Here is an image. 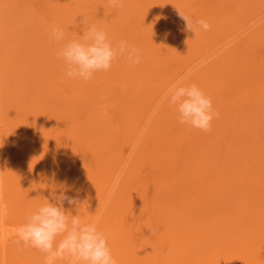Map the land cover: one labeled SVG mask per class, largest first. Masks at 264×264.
Here are the masks:
<instances>
[{"label": "rangeland", "instance_id": "374dc122", "mask_svg": "<svg viewBox=\"0 0 264 264\" xmlns=\"http://www.w3.org/2000/svg\"><path fill=\"white\" fill-rule=\"evenodd\" d=\"M59 4L61 7L59 6ZM127 5L130 6V8ZM126 6L127 8H125ZM0 9V237H11L10 240H8L10 243L9 248H11L8 251L9 254L5 252V246H3V244L1 245L3 248H0V257L2 256L0 258V262H2V264H10L9 261H11L10 257H12V255L14 257L16 256L15 260L25 262L26 259L32 256V253L34 255H37L39 253V257L42 254L35 248L28 247L29 250H26L28 248H22L21 244L15 243L17 242V228L20 224L25 222L26 218L32 213V211L34 212V210L39 207L38 204L40 203L38 202L36 203V205V201H29V203L26 204L25 207H22L21 205H19L20 197L19 195H17L23 189L20 188V186H17V182H20L19 175L20 173L23 174L24 172L22 170L23 166L28 165L27 168L29 167V169H31L34 167V165L30 164L31 159L29 157L23 155L18 160L20 162H17L20 164L16 163V166L14 165L8 169L6 167V170H4V164H6L5 161L7 160L6 159L4 161V159L9 156L11 157V159H9L8 157L7 161H12L15 156L20 155L17 149L21 146L22 149H26V147L28 148V143H30V145H32V147H30L35 150L43 149L45 146L46 148L48 147L49 149H47L46 152H42L41 154L44 155L47 153L48 155L49 153L50 155L54 152V150L51 148L53 145H45V141L49 140H47V138L50 137V139L53 140V137L54 139H57L58 135L63 137L64 135L66 137H70V134L72 135L70 137V144L72 147H66V150L62 149L68 154L65 155L64 158H68L69 160L67 159L68 162L66 160L63 161L64 163L61 162L62 168H59L58 166L61 171L60 174H62L63 171V176H65L67 180L63 178V180L60 182L59 177L56 175L55 182H48L49 186L46 187L48 190H50L49 192H52L53 190L58 192L60 190L59 186L66 182L67 184L72 185L74 189L77 190L76 192H70L69 195H78L79 203L77 204V206L74 205V207L69 206L65 203L64 207L66 206V209L68 208V210L71 211L73 215L80 214L78 212L80 211V217L82 218V220L85 219L84 221H92L99 218L98 228L100 230H105L107 228V225L103 228L101 226L105 225L109 221V219L111 220L112 216H114L117 211L124 206V204L120 205L119 201L121 203L123 202L122 200H126L129 196V198H131L132 194L134 193L135 196L134 200H132V203L134 204V201L137 200L135 201V205L137 204V206L134 207L139 211H134V207L129 209L128 216L130 215L129 218H131L132 227H130V229H128L125 233L128 240H130L129 246L133 248V250H138L139 247H142L143 250H145L146 246L150 245L152 249L151 253L147 251L145 253L149 255L148 260L154 259L158 254V264H165L166 262V264H170L171 255L172 258H176V261H178V263L180 262L182 264H197L196 262L199 259L205 260V257L209 256V254L212 253V242H220L218 238L214 237V235H210L209 230L212 228L215 231L221 230V228H219L220 224H218L220 222L214 223V221H212L210 218L207 219L208 212H211L212 210L214 211L213 207H216L218 208V213H224L230 208V200L234 199L233 197L231 198V195L229 196V194H231V188H233V186L222 182L223 180L221 179V177L223 178L224 175L222 173L226 172V168L229 167V170L231 171L228 170L227 177L238 175L241 170L243 171L245 169V166L242 165V161L245 160L244 157L247 158L251 156L253 158L255 157V155L252 156V153L260 155V153L263 152V150H259V148L261 145L264 146V0H124L123 7L119 9L110 7L108 4V0H0ZM179 12L185 14L193 20H207L211 25L210 30L204 31L203 29L197 27L195 29V32H193L187 29L186 23L180 17ZM82 16H87L90 22L98 24L99 27L110 34L109 37L111 36L110 38L113 43H117L120 40H126L130 44L138 47L142 55L141 63L138 65H130L123 58H120L121 61H116L112 65V67L114 68L112 71L113 73H111L110 71V73L99 72L100 74L97 73L95 75V78L91 80V82L68 79L64 72L63 62L57 58V51L59 50L60 45L55 43L50 44L48 42V36L51 27L56 24H59L68 29L69 36L82 35L83 26L77 27V25H79V21L82 19ZM114 35L117 36H115L114 38ZM124 37L126 38L124 39ZM192 37H194L195 40H193L194 38ZM15 38H17V40ZM189 49H192L191 52ZM44 60H46L47 62ZM40 63H42V65ZM147 64L150 67L147 66ZM156 64L157 67L161 66L160 72L155 71V73H158V78L155 79L158 82L157 87L152 89L153 91L148 92V94H145L146 89L142 91L143 95L140 93L138 99L136 98V101L138 102H136L132 98L130 99L128 93L126 96V92H124V95L122 91H116L112 86L114 84L117 85V78H120L119 86L120 84L123 85L124 83H126L128 81L126 78L128 70H138L139 72L142 70V68H144L142 71L144 74H147V72L150 73L156 70ZM165 65L167 66V68ZM41 66L43 68H41ZM212 67L213 69H211ZM146 69L147 71H145ZM225 72L226 74L224 76ZM229 72H231V75L229 74ZM216 73L218 77L215 76ZM165 74L167 75V77ZM106 76L109 78V80L104 83L109 86H103L101 88L99 85L102 81H100L99 79ZM160 76L163 77L161 78ZM182 77H187L185 83H196L205 92V94L211 98L215 111L219 113L218 117L212 121L211 131L204 132L199 129L191 128L188 125L180 124L177 118H175V106H169L167 104L160 103L166 90ZM215 79L217 80L214 82L215 86H211L210 83ZM88 87L92 89L90 90ZM98 87L101 89H99ZM7 93H9V95ZM123 99L125 100V102ZM26 102L28 103L26 104ZM142 102L143 104H141ZM131 103L132 105H130ZM134 104L136 107L134 106ZM74 106L75 109L72 111V108ZM126 108H128V110ZM139 108L142 109L141 112H139ZM122 110L124 111V113ZM129 112L131 114H129ZM128 115L129 118L126 119L125 116ZM93 116H95L96 118L95 121H93ZM176 120L177 122H175ZM237 120L238 124L236 125L235 123L237 122ZM96 121L99 124L96 123ZM132 121L134 124L132 123ZM26 122L28 124L30 122L31 124L27 126ZM77 124H79V128L82 132L78 130V127V129L75 128ZM87 125H89L91 129L89 126L87 128ZM91 125H95V129ZM39 126L46 129L44 133L42 132L43 134H45L44 136L46 139H43L42 141L40 139L38 140L39 137H37L39 136V132L37 129ZM99 126L101 129L106 130L107 133L102 134L103 131L99 128ZM81 127H83L84 129ZM234 127H236V129ZM249 127H251L250 130ZM35 128L37 129V131L35 130ZM135 128L137 131L134 130ZM30 130L32 132H30ZM71 130L73 133H70ZM77 130L79 131V133ZM94 130H96V133H94ZM236 130L240 131L241 133H238V131ZM22 131H25L24 133L27 136H24V133ZM124 131L128 133V135L123 137L124 139L122 138L121 142L120 134L125 133ZM153 131L155 132L154 135ZM36 132L38 134L37 136ZM63 132L66 133L64 134ZM133 132L135 133V135ZM77 133L80 135H78ZM161 133L163 135L166 134L164 138H161L163 136ZM17 134L20 136L21 134H23V136L21 137L22 139L24 137V139L22 140L20 136L18 138ZM104 135L106 136L104 137ZM145 136H148V139H145ZM88 137L92 139L90 140L88 139ZM93 137H95L96 139ZM112 138L116 140L119 139L118 141L121 143L119 144L118 141H115ZM166 138L167 141L169 139H172L173 141V146L170 145L171 148H169L168 144L164 145L165 151H170L171 154L169 152H167V154L164 153L165 156L162 154L163 156L160 159L159 156L156 155L157 151L158 154L160 152V149L158 148L159 139ZM18 139H20V142L16 143ZM35 139L37 142H35ZM85 139L88 141L85 142ZM21 140L23 141L22 143ZM79 140H81L84 144L82 145ZM111 140L112 143H117H113L114 146L112 144L114 148L108 145L105 146V144H103L105 146V150L101 142L106 143V141L109 142ZM234 140L236 143H234ZM92 142L94 145L96 144L95 142H97L98 145L99 143L101 144L100 146L95 145L96 147H100L99 152H97L99 148H96V151V149L94 148L95 146L92 144ZM228 143L232 146L228 145ZM233 144L234 146H236L234 147ZM13 146L17 148L15 149L13 148ZM85 146L88 147H86L85 149ZM73 148L76 150H73ZM239 148L241 151L239 150ZM68 149L69 151H67ZM109 149L113 153L106 154L108 153ZM103 150L104 153L102 152ZM146 150H148L147 153H145ZM228 150L232 151L230 152ZM16 151L18 152L16 153ZM70 151H72V153ZM83 151L86 152L84 153ZM250 151L253 152L250 154ZM90 152H95L96 155L95 153ZM199 153H201V155L204 154L205 162L204 168L198 172V170L189 168L190 162L188 164L186 163L188 162L189 157L194 158L196 154ZM41 154L37 155L41 158ZM87 154L88 156H91L87 158ZM101 154L105 156H101ZM151 154L153 155L150 156ZM3 155H5L4 158L2 157ZM106 155L108 158L106 157ZM96 156L99 157L96 158ZM173 156V159H175L174 161L172 159ZM77 157H79L78 159L82 160H78ZM103 157L105 158V162L104 160H102ZM156 157H158L160 160L158 158L156 159ZM224 157L226 161H224ZM111 158H113V161L110 160ZM140 158L142 160H140ZM167 158L170 161L172 159V161L168 162L169 160H167ZM216 158H218L219 160H216ZM260 158L262 159V157ZM76 160L80 162L78 163V161ZM233 160H235V162ZM21 161L26 162L22 164ZM207 161H210V164ZM216 161L221 165H217ZM86 162H90L91 164L89 163L90 165H88ZM142 162L146 163L144 164ZM182 162H186L185 165L184 163L181 164ZM260 162L263 164L264 160ZM206 163L207 165H205ZM226 163L227 166L225 165ZM261 163L258 162L256 167L260 168L262 166ZM137 164L138 167H141L138 168ZM239 164L241 166H239ZM214 165L220 167L217 168ZM105 166L108 168L106 169ZM207 166L210 167L206 168ZM262 168L264 169L263 166L261 167V169ZM72 170L76 171L72 172ZM57 171L60 172L59 170ZM101 171L103 173H101ZM107 172L108 174H106ZM189 172L194 174L191 175ZM163 174L165 178L162 177ZM82 175H84V178L82 177ZM191 176H193V180H191ZM80 177H82L83 179H80ZM158 177L160 180H162L158 181ZM180 177H182L181 179L183 180L179 179ZM189 178L190 180H188ZM197 179H202L205 183L204 185L207 187L204 189V193L205 191H208L209 193L206 194H209L210 198H208V200L205 201L206 203L204 202V204H210L209 208L206 207L207 205H205V208L204 205H201L200 201H198L197 199L196 203H194L195 199L193 197L192 188L194 187L193 183L197 181ZM174 180H177L176 184ZM157 181L160 183H158ZM169 181L171 183H174L170 185L171 183ZM207 182L208 184H206ZM86 183H88L90 186H88V184L85 185ZM166 183L168 184L167 186ZM219 183L221 186L219 185ZM153 185L155 186V190L162 188L159 191L157 190L160 193L157 192V194L155 195V191L151 192L152 190H154L152 189L154 188ZM173 185H176V187L174 188ZM96 187H99V192L95 189ZM167 187L169 188L167 189ZM173 188L174 190L177 188L179 191L181 188L182 189L181 192H178L177 189V191H172ZM161 190L163 192H161ZM256 190L258 189L256 188L254 192H250L252 197L255 199L257 192ZM15 191V195L17 196L14 195ZM185 192H187V194H184ZM177 193H180V195L183 194L182 196L184 197L180 199V195ZM161 194L163 195V197H166V195L169 194V197L172 198L170 199L167 195V200L166 202H164V205L163 201H165V197L163 198ZM89 195L92 197H90ZM98 195L100 196L99 198L97 197ZM138 196L139 198H137ZM175 196H178L179 198ZM156 197H160L158 198L159 200ZM173 197L175 198L173 199ZM161 199L163 200L160 201ZM95 201L98 203H95ZM167 201L168 204L169 201H172V203L169 204L170 208H173L171 211L169 209V206H167ZM87 202H89V204L96 205L92 207V205L87 204ZM143 203H146V205H144ZM193 204H197L196 208H194L195 206ZM248 204L249 205H246L245 207L250 208L251 205H258V203L255 202H251ZM84 205L86 207L89 206L88 208L91 209L85 208ZM152 206H156V208H153ZM161 206L165 207L162 208ZM157 207H159L158 210ZM245 207L243 206V209ZM175 208H177L176 212H174ZM207 208L209 211L207 210ZM161 209L169 211L168 213L172 215V217L177 220V222H179V227L181 228L180 234H185L193 231L194 234L191 236V240H189L190 236H188L187 234L189 242L187 241L184 244L186 245V248L175 247L176 251H174L172 246L173 243L170 241L171 234L175 237L174 231H172V233L168 229L165 231L166 226H164L163 222H160L156 217H153V212L158 213ZM183 209L185 210L184 215ZM193 209L195 211L197 210V214L194 213L195 211ZM200 209L202 210V212ZM72 210H75V213ZM89 210H91L92 212ZM106 210L108 211V214H105ZM141 210L142 212H140ZM152 210L153 212L151 213ZM144 211L145 213L143 214ZM188 211H190V213H194V217L192 214H189ZM111 212H113L114 214H111ZM135 212H138V214H136ZM198 213L200 214L198 215ZM20 214H22L23 216ZM259 214L260 217L261 215L263 217L264 211ZM87 215L89 218L87 217ZM148 216L151 218H149ZM196 216L198 217L196 218ZM106 217L110 218L106 219ZM189 217H192V219L194 220ZM260 217H256L257 219L246 218L245 216L241 217L243 219H239V223L236 225L237 227L235 226V229L232 230V234L231 232H229V230L226 231V239H223V241L221 240V242L223 244H228L233 242V240L235 241V236L238 238V236L242 234V231L243 234L244 231L250 230H256L261 233L263 229L264 233V220H261ZM203 218L205 222L202 221ZM186 219H191V225L188 224L189 222H187ZM246 219L248 220V222ZM193 221H195L196 223H194ZM255 221L260 224L255 223ZM138 222L140 224H143L139 226L140 224ZM255 224L258 226L257 229L254 228V226H256ZM202 226H205V229ZM135 227L137 229H134ZM239 227L242 229H240ZM198 231L204 232L200 233ZM129 232L132 234H129ZM166 232L169 236H167ZM197 234L198 238H196ZM177 235H179V233ZM210 236H213V238H210ZM144 237L149 238L148 240H146L147 238ZM230 237L233 239H231ZM4 238L2 240H4ZM195 239H197V241H195ZM238 241H243V238H239ZM248 241L250 242L251 239H249ZM159 245H161V248L158 247ZM16 246L18 248L14 249L16 248ZM189 246L190 248H188ZM134 247L136 248L134 249ZM254 248L256 249V247ZM168 249L170 250L168 251ZM172 249L173 251H171ZM26 252L31 254L27 255ZM5 255L7 257L10 256V259L5 258ZM134 255L135 256L130 257L131 261H134L135 264L145 263V257L143 262V257L141 258V255ZM138 256L140 258H138ZM165 259L168 261H165ZM6 260L8 262H6ZM154 260L156 261V259ZM211 260H213V264H216L218 261L216 257L212 258ZM119 261L120 263L124 262V260H121L120 258ZM214 261H216V263H214ZM148 262L149 261H147V263ZM57 264H68V262L67 260H60L57 261Z\"/></svg>", "mask_w": 264, "mask_h": 264}, {"label": "bare ground", "instance_id": "6f19581e", "mask_svg": "<svg viewBox=\"0 0 264 264\" xmlns=\"http://www.w3.org/2000/svg\"><path fill=\"white\" fill-rule=\"evenodd\" d=\"M81 1V0H80ZM61 2V1H60ZM65 4V3H64ZM85 4V3H84ZM90 4V3H89ZM59 6H60V4H59ZM91 6V5H90ZM128 6V5H127ZM127 6L125 7V8H127ZM61 7V6H60ZM129 8H130V6H128ZM75 9V8H74ZM1 10V9H0ZM60 11V10H59ZM62 11H63V9H62ZM65 11V10H64ZM110 11V10H109ZM136 11V10H135ZM114 12V11H113ZM137 12V11H136ZM2 13V12H1ZM62 13V12H61ZM111 14V13H110ZM117 14V13H116ZM132 14V13H131ZM109 15V14H108ZM162 15H164V14H162ZM120 16H121V14H120ZM129 16V15H128ZM134 16H135V14H134ZM168 16H170V15H168ZM114 17V16H113ZM112 17V18H113ZM166 17V16H165ZM112 18H111V20H112ZM116 18V17H115ZM164 18V17H163ZM127 19V18H126ZM125 19V20H126ZM160 20V19H159ZM119 21H121V20H119ZM131 21V20H130ZM103 23V22H102ZM107 25V24H106ZM109 25V24H108ZM112 25V24H111ZM128 25V24H127ZM123 26V25H122ZM108 27V26H107ZM110 27V26H109ZM112 27V26H111ZM120 27V26H119ZM118 27V28H119ZM107 29V28H106ZM110 29V28H109ZM115 29V28H114ZM116 29H117V27H116ZM125 29V28H124ZM127 30V29H126ZM125 30V31H126ZM110 31V30H109ZM124 31V32H125ZM123 32V31H122ZM78 33V32H77ZM110 33V32H109ZM108 35H110V34H108ZM113 35V34H112ZM142 35V34H141ZM115 36H117V35H114V38H115ZM111 37V36H110ZM113 37V36H112ZM132 37V36H131ZM8 38V37H7ZM126 37H124V39H125ZM192 38H194V37H192ZM16 40H17V38H15ZM149 39V38H148ZM129 40V39H128ZM193 40H195V38L193 39ZM18 42V41H17ZM176 42V41H175ZM187 42V41H186ZM190 43V42H189ZM16 44V43H15ZM182 44V43H181ZM191 44V43H190ZM189 45V44H188ZM5 46V45H4ZM162 46V45H161ZM187 46V45H186ZM193 48V47H192ZM1 49V48H0ZM26 49V48H25ZM18 50V49H17ZM190 50V49H189ZM192 50V49H191ZM191 50H190V52H191ZM32 51V50H31ZM181 51V50H180ZM27 52V51H26ZM187 52V51H186ZM9 53V52H8ZM11 53V52H10ZM20 55V54H19ZM34 55V54H33ZM36 55V54H35ZM39 56V55H38ZM13 57V56H12ZM149 58V57H148ZM155 58H156V56H155ZM154 58V59H155ZM15 59V58H14ZM40 59V58H39ZM45 59V58H44ZM178 60H180V59H178ZM36 61V60H35ZM41 61V60H40ZM44 61H46V60H44ZM117 61H121L120 59H118ZM157 61H158V59H157ZM173 61V60H172ZM171 61V62H172ZM13 62V61H12ZM19 62V61H18ZM26 62V61H25ZM34 62V61H33ZM47 62V61H46ZM149 62V61H148ZM162 62V61H161ZM43 63V62H42ZM42 63H40L41 65H42ZM3 64H4V62H3ZM146 64V63H145ZM149 64H151V63H149ZM164 64V63H163ZM176 64V63H175ZM12 65V64H11ZM16 65V64H15ZM18 65V64H17ZM44 65V64H43ZM143 65V64H142ZM161 65V64H160ZM178 65H180V64H178ZM147 66H149L148 64H147ZM166 66V65H165ZM171 66V65H170ZM150 67V66H149ZM149 67H148V69H149ZM41 68H43L42 66H41ZM139 68H141V67H139ZM164 68V67H163ZM166 68H167V66H166ZM113 67L111 68V70H110V72L111 73H113L112 71H113ZM133 69V68H132ZM144 68H142V70H143ZM211 69H213V67L211 68ZM38 70H39V68H38ZM37 70V71H38ZM127 70V69H126ZM137 70V69H136ZM141 70V71H142ZM152 70V69H151ZM164 70V69H163ZM175 70V69H174ZM216 70V69H215ZM25 71H27V70H25ZM120 71V70H119ZM141 71H139L138 72V70L137 71H127V73L129 74H127V82L126 83H124L123 85H121L120 84V86H119V83H120V78H117L118 80V82H117V85L116 84H114V85H112L113 87H114V89L116 90V91H122L123 92V94H124V92H126V96H127V93L129 94L128 96L130 97V99L132 98V99H134L135 101L138 99V97H139V94L141 93L142 94V91H144L145 89H146V93L145 94H148V92H150V91H153L152 89H154L155 87H157V81L155 80L156 78H158V73H155V71H161V66H158L157 67V64H156V70H154V72H150V73H148L147 72V74L145 73H143V71L141 72ZM145 71H147V69L145 70ZM168 71V70H167ZM213 71V70H212ZM211 71V72H212ZM220 71V70H219ZM228 71V70H227ZM24 72V71H23ZM109 72V71H108ZM109 72V73H110ZM28 73V72H27ZM101 73V72H100ZM99 73V74H100ZM164 73V72H163ZM167 73V72H166ZM171 73V72H170ZM214 73V72H213ZM231 72H229V74H230ZM240 73V72H239ZM1 74V73H0ZM31 74V73H30ZM35 74V73H34ZM97 74V73H96ZM98 74V75H99ZM108 74V73H107ZM117 74V73H116ZM220 74V73H219ZM225 74H226V72L224 73V76H225ZM162 75V74H161ZM166 75V74H165ZM221 75H223V74H221ZM231 75V74H230ZM240 75V74H239ZM26 76V75H25ZM215 76H217V73L215 74ZM223 76V77H224ZM11 77V76H10ZM102 77H103V75H102ZM115 77V76H114ZM161 77V76H160ZM163 77V76H162ZM161 77V78H162ZM166 77H167V75H166ZM218 77V76H217ZM165 78V77H164ZM220 78V77H219ZM97 79H98V77H97ZM46 80V79H45ZM44 80V81H45ZM100 81H102V82H100V87L102 88L103 86H109V85H107V84H105L104 82H106V81H108L109 80V78L106 76V77H104V78H101V79H99ZM164 80V79H163ZM213 80V79H212ZM37 81V80H36ZM122 81V80H121ZM124 81V80H123ZM215 81H217L216 79L214 80V81H212L210 84H211V86H213L214 85V82ZM46 82V81H45ZM91 82V81H90ZM99 82V81H98ZM97 82V83H98ZM42 83H44V82H42ZM48 83V82H47ZM89 83V82H88ZM218 83V82H217ZM46 84V83H45ZM207 85V84H206ZM28 86V85H27ZM44 86V85H43ZM205 86V85H204ZM215 86V85H214ZM39 87V86H38ZM89 88V87H88ZM99 88V87H98ZM101 88H99V89H101ZM87 89V88H86ZM85 89V90H86ZM90 89V88H89ZM92 89V88H91ZM90 89V90H91ZM8 95H9V93H7ZM13 94V93H12ZM125 95V94H124ZM143 95V94H142ZM21 96V95H20ZM41 96V95H40ZM25 97V96H24ZM35 98V97H34ZM137 98V99H136ZM24 99V98H23ZM11 100V99H10ZM124 100V99H123ZM127 100V99H126ZM25 101H26V98H25ZM24 101V102H25ZM23 102V103H24ZM124 102H125V100H124ZM136 102H138V101H136ZM9 103V102H8ZM14 103V102H13ZM28 102H26V104H27ZM33 103V102H32ZM121 103V102H120ZM129 103V102H128ZM262 103V102H261ZM35 104V103H34ZM33 104V105H34ZM141 104H143V102L141 103ZM16 105H18V104H16ZM21 105V104H20ZM23 105V104H22ZM119 105V104H118ZM130 105H132V103L130 104ZM137 105H138V103H137ZM145 105V104H144ZM24 106V105H23ZM121 106V105H120ZM119 106V107H120ZM134 106H135V104H134ZM14 107H16V106H14ZM129 107V106H128ZM136 107V106H135ZM138 107H139V105H138ZM249 107V106H248ZM22 108V107H21ZM121 108V107H120ZM145 108V107H144ZM13 109V108H12ZM16 109V108H15ZM75 109V106L72 108V111ZM127 110H128V108H126ZM18 110V109H17ZM22 110V109H21ZM30 110V109H29ZM124 110V109H123ZM122 110V111H123ZM126 110V111H127ZM131 110V109H130ZM141 110L142 109H140L139 108V112H141ZM19 111V110H18ZM118 111H120V110H118ZM26 112H27V110H26ZM29 112V111H28ZM62 112V111H61ZM258 112V111H257ZM38 113V112H37ZM123 113H124V111H123ZM250 113V112H249ZM39 114V113H38ZM120 114H122V113H120ZM129 114H131L130 112H129ZM177 112H176V114H175V118H177ZM134 116V115H133ZM132 116V117H133ZM139 116V115H138ZM254 116V115H253ZM126 117V119L127 118H129V115L128 116H125ZM124 117V118H125ZM131 117V118H132ZM135 117V116H134ZM256 117V116H255ZM258 117V116H257ZM24 118V117H23ZM252 118V117H251ZM123 119V118H122ZM126 119H125V121H126ZM96 120V118H95V116H93V121H95ZM100 120V119H99ZM137 120V119H136ZM135 120V121H136ZM178 120V119H177ZM177 120L175 121V122H177ZM246 120V119H245ZM23 121V120H22ZM131 121V120H130ZM256 121V120H255ZM254 121V122H255ZM34 122V121H33ZM36 122V121H35ZM66 122V121H65ZM140 122V121H139ZM252 122V121H251ZM23 123V122H22ZM27 123V122H26ZM77 123V122H76ZM81 123V122H80ZM93 123V122H92ZM91 123V124H92ZM96 123H98L97 121H96ZM100 123H101V121H100ZM132 123H133V121H132ZM31 123L29 122V124L27 123V126L28 125H30ZM82 124V123H81ZM94 124V123H93ZM99 124V123H98ZM130 124V123H129ZM134 124V123H133ZM236 125L238 124V120H237V122L235 123ZM246 124V123H245ZM25 125V124H24ZM78 125V126H77ZM76 126H75V128L76 129H78L79 128V124H77ZM85 125V124H84ZM234 125V124H233ZM88 126L89 125H87V128H88ZM91 126H93V128L95 129V125H91ZM128 126V125H127ZM130 126V125H129ZM136 126V125H135ZM239 126V125H238ZM245 126V125H244ZM78 127V128H77ZM90 127V126H89ZM131 127H132V124H131ZM138 127V126H137ZM231 127V126H230ZM229 127V128H230ZM69 128V127H68ZM74 128V127H73ZM81 128H83V127H81ZM92 128V129H93ZM99 128H100V126H99ZM98 128V129H99ZM104 128V127H103ZM106 128V127H105ZM129 128V127H128ZM235 129H236V127H234ZM250 128L251 127H249V130H250ZM23 129V128H22ZM38 132H39V136H37L38 134H37V132H36V136L37 137H39L38 138V140L40 139L41 141L43 140V139H46L45 138V134H43L44 133V131L46 130L45 128H43V127H41V126H39L38 128ZM37 129L35 128V130L37 131ZM84 129V128H83ZM90 129H91V127H90ZM101 129V128H100ZM231 129V128H230ZM233 129V128H232ZM16 130V129H15ZM28 130V129H27ZM26 130V131H27ZM80 132H82L81 131V129L79 128L78 129ZM77 130V131H78ZM86 130V129H85ZM102 131H103V133L102 134H106L107 133V131L106 130H103V129H101ZM100 130V131H101ZM134 130H136V128L134 129ZM153 130V129H152ZM61 131V130H60ZM79 131H78V133H79ZM91 131V130H90ZM96 130H94V133H96L95 132ZM137 131V130H136ZM151 131V130H150ZM236 131H238V130H236ZM242 131V130H241ZM21 132V131H20ZM23 132V131H22ZM25 132V131H24ZM23 132V133H24ZM30 132H32L31 130H30ZM43 132V133H42ZM66 132H67V130H66ZM66 132H63L64 134L66 133ZM85 132V131H84ZM92 132H93V130H92ZM105 132V133H104ZM125 132V131H124ZM240 131H238V133H239ZM247 132V131H246ZM27 133V132H26ZM70 133H73L72 132V130H71V132ZM77 133V134H78ZM110 133V132H109ZM108 133V134H109ZM130 133H132V132H130ZM134 133V132H133ZM236 133V132H235ZM241 133V132H240ZM68 134V133H67ZM66 134V135H67ZM75 134V133H74ZM90 134H91V132H90ZM100 134V133H99ZM107 134V135H108ZM136 134H137V132H136ZM155 134V132L153 131V135ZM162 134V133H161ZM18 135V134H17ZM26 134L24 133V136H25ZM51 135V134H50ZM78 135H80V134H78ZM114 135V134H113ZM126 135H128V133H123V134H120V138H121V142H122V138L123 137H125ZM134 135H135V133H134ZM139 135V134H138ZM137 135V136H138ZM153 135H151V136H153ZM163 135V134H162ZM165 135L166 134H164L161 138H164L165 137ZM240 135H242V134H240ZM19 136L20 135H18V138H19ZM21 136H23V134H21ZM20 136V137H21ZM27 136V135H26ZM28 136H29V134H28ZM58 136H60V135H58ZM57 136V139H54V137H53V140L52 139H50V137H48L47 138V140L48 141H45L46 142V144L45 145H53L51 148L54 150V152L52 153V154H50L49 155V153H48V155H47V153L46 154H41L42 152H46L47 151V149H49L48 147L46 148V146L43 148V149H38V150H35V149H33V148H31L32 147V145H30V143H28L29 145H28V148L26 147V149H22L21 147H19L17 150L19 151H16V153L18 152L20 155H18V156H15L14 157V159L11 161H7L8 160V157H6L5 159H4V161H5V163L8 165H6V164H4L5 165V167H4V170H6L5 168L7 167V169L8 168H10V167H12V166H16L17 164H20V163H17V162H20V161H18L19 160V158H21L23 155L25 156L26 155V157H29L30 159H31V163L30 164H32V165H34V167L33 168H31V169H29V167L27 168V166L28 165H26V166H23V168H22V170L24 171L23 172V174H21L20 173V182H17V186L19 187L20 186V188H23L22 190H21V192L20 193H18L17 195H19V199H20V204L19 205H21L22 207H25V205L26 204H28L29 203V201H36L35 202V204L36 203H38V202H40L39 204H38V206H40L44 201L42 200V197H48L49 196V194H50V190H48L46 187L47 186H49L48 185V182L50 183V182H52V181H54L55 182V180H56V178H55V176L57 175L58 177H59V181L61 182L62 180H63V178L64 179H66L65 178V176H63V171H62V174H60L61 173V171H60V167L62 168V163L61 162H63V161H67V159L66 158H64L65 157V155H68L67 153H66V151H64V150H62V149H65L66 150V147H72L71 146V144H70V137L72 136L71 134H70V137L69 136H65L64 135V137L63 136H60V137H58ZM83 136H85V135H83ZM86 136H87V134H86ZM93 136V135H92ZM95 136V135H94ZM98 136V135H97ZM101 136H103V135H101ZM106 135H104V137H105ZM129 136H130V134H129ZM148 136H150V135H148ZM148 136L146 137L145 136V139L147 138L148 139ZM34 137H35V135H34ZM47 137V136H46ZM113 137V136H112ZM80 138H81V136H80ZM93 138H95V137H93ZM97 138H99V137H97ZM103 138V137H102ZM101 138V139H102ZM108 138V137H107ZM115 138V137H114ZM227 138V137H226ZM11 139V138H10ZM9 139V140H10ZM21 139H22V137H21ZM23 139H24V137H23ZM22 139V140H23ZM75 139V138H74ZM83 139V138H82ZM88 139H90L89 137H88ZM92 139V138H91ZM90 139V140H91ZM96 139V138H95ZM113 139V138H112ZM116 139H117V136H116ZM116 139H113V140H115V141H118V140H116ZM124 139V138H123ZM21 140V143L23 142ZM90 140H89V142H90ZM105 140V139H104ZM125 140H126V138H125ZM170 140V141H169ZM168 141H167V138L166 139H159V146H158V148L160 149L159 151V154H158V151H157V153H156V155H158L159 156V158L161 159L162 158V156L164 155V153H166L167 154V152H169L170 153V151H165V148H164V145H166V144H168L169 145V148H171L170 147V145H172L173 144V141H172V139H169ZM27 141V140H26ZM26 141H25V143H26ZM75 141V140H74ZM88 140H86L85 139V142H87ZM102 141H103V139H102ZM128 141H130V140H128ZM145 141V140H144ZM237 141V140H236ZM17 142H20V139H18L17 141H16V143ZM31 142V141H30ZM35 142H37L36 141V139H35ZM35 142H33V143H35ZM76 142V141H75ZM79 142H81V144L83 145L84 143H82V141L81 140H79ZM84 142V141H83ZM99 142H101V141H99ZM104 142V141H103ZM103 142H101L102 143V146L104 147V149H105V146L106 145H108V146H110V147H112V148H114L113 146H114V144L113 143H117V142H113L112 143V140L111 141H109V142H107L106 141V143H108V144H106V143H103ZM121 142H119L118 141V143L120 144ZM156 142V141H155ZM171 142V143H170ZM96 144L95 145H98L97 144V142H95ZM170 143V144H169ZM234 143H236L235 142V140H234ZM32 144V143H31ZM70 144V145H69ZM74 144V143H73ZM80 144V143H79ZM92 144H93V142H92ZM103 144H105V146L103 145ZM112 144H113V146H112ZM128 144V143H127ZM145 144H146V142H145ZM239 144V143H238ZM8 145V144H7ZM35 145V144H34ZM91 145V144H90ZM94 145V144H93ZM94 145V146H95ZM101 144L99 143V145L98 146H100ZM123 145H124V141H123ZM228 145H231V144H229L228 143ZM227 145V146H228ZM242 145V144H241ZM31 146V147H30ZM79 146V145H78ZM101 146V147H102ZM173 146V145H172ZM232 146V145H231ZM230 146V147H231ZM233 146H234V144H233ZM236 146V145H235ZM234 146V147H235ZM37 147V146H36ZM80 147H81V145H80ZM86 147H88V146H85V149H86ZM121 147V146H120ZM224 147H226V146H224ZM13 148H15V146H13ZM17 148V147H16ZM15 148V149H16ZM41 148V147H40ZM84 148V147H83ZM93 148V147H92ZM95 149L97 148H99L98 149V151H97V149H96V151L97 152H99V150H100V147H94ZM93 148V149H94ZM175 148V147H174ZM174 148H172V149H174ZM211 148H213V147H211ZM232 148V147H231ZM84 149V150H85ZM248 149V148H247ZM250 149V148H249ZM51 150V149H50ZM73 150H76V149H74L73 148ZM72 150V151H73ZM83 150V149H82ZM92 150V149H91ZM106 150V149H105ZM141 150V149H140ZM170 150V149H169ZM239 150H240V148H239ZM252 150V149H251ZM254 150H255V148H254ZM257 150V149H256ZM259 150H263V152L262 153H260V155L259 154H253L251 151H250V154L252 153V156L253 155H255V157H247V158H245L244 157V161H242V165L243 166H245V169L242 171L241 170V172L238 174V175H233V176H231V177H227V172H228V170H229V167H227L226 168V172H224V173H222V174H224L223 175V178L221 177V179L223 180L222 182H225V183H227V184H229V185H232L233 186V188H231V194H229V196L231 195V198L233 197L234 199H232V200H230V201H228V202H230V208L228 209V211H226V212H224V213H218V208H216V207H213L214 208V211L212 210L211 212L208 210V208L210 207V204H204V202L205 201H207L208 200V198H210L209 197V194H206V193H209L208 191H205V193H204V189L205 188H207L204 184V182H203V180L202 179H197V181H195L194 183H193V185H194V187L192 188V193H193V197H194V199H195V202L194 203H196V201L198 200V201H200V203H201V205L203 204L204 205V207H205V205H207L206 207H208L207 208V210L209 211L208 212V215H207V219L208 218H210L212 221H214V223L216 222H220V223H218V224H220V227L219 228H221V230L220 231H215L213 228L212 229H210L209 230V233H210V235H214V237L215 238H218L219 239V241L220 242H212V244L211 245H213L211 248L213 249L212 250V253H210L209 254V256H207V257H205V260L204 259H202V260H198L196 263L197 264H213L212 262H213V260H211L212 258H214V257H216L217 259H218V261H217V263H216V261H214V263H216V264H264V233H263V229H262V231H261V233L259 232V231H256V230H250V231H244V234H243V231H242V234L241 235H239L238 236V238L235 236V238H236V240L234 241L233 240V242H231V243H228V244H223L222 242H221V240L223 241V239H226L225 237H226V235L227 234H225V233H227L226 231H228L229 230V232H231V234H232V230L233 229H235V226L239 223V219H243V218H241V217H246V218H258V217H260L259 215V213H262L264 210H262V209H264V169L262 170L261 169V167L263 166L264 167V162H263V164L260 162V161H262V160H264V146H260V148H259ZM67 151H69V149L67 150ZM72 151H70L71 153H72ZM79 151V150H78ZM95 151V152H96ZM152 151H154V150H152ZM228 151H230V150H228ZM227 151V152H228ZM232 151V150H231ZM230 151V152H231ZM241 151V150H240ZM84 152V151H83ZM86 152V151H85ZM84 152V153H85ZM95 152H90V153H95ZM101 152V151H100ZM103 153H104V150L102 151ZM106 152V151H105ZM148 152V150H146V152L145 153H147ZM206 152V151H205ZM211 152V151H210ZM221 152V151H220ZM227 152H226V154H227ZM237 152H239V151H237ZM88 153V152H87ZM89 153V154H90ZM111 153H113V152H111V150L109 149V151H108V153H106V154H111ZM120 153V152H119ZM150 153H152V152H150ZM209 153V152H208ZM213 153V152H212ZM255 153V152H254ZM37 154H41V158H40V156H38ZM99 154V153H98ZM140 154V153H139ZM154 154V153H153ZM153 154H151L150 156H152ZM163 154V155H162ZM171 154V153H170ZM214 154V153H213ZM217 154V153H216ZM215 154V155H216ZM231 154V153H230ZM42 155H43V157H42ZM78 155H79V153H78ZM95 155H96V153H95ZM103 154H101V156H102ZM122 155V154H121ZM169 155V154H168ZM201 153H199V154H196V156L194 157V158H188V162H187V159H186V164H188L189 162H190V166H189V168H192L193 170H198V172L200 171V170H202L203 168H204V154L203 155H201ZM212 155V154H211ZM220 155H221V153H220ZM225 155V154H224ZM238 155H240V154H238ZM246 155V154H245ZM4 156L5 155H3L2 157L4 158ZM69 156H71V155H69ZM89 156H91V155H89ZM88 156V154L86 155V157L88 158L89 157ZM103 156H105V155H103ZM116 156H118V155H116ZM135 156H137V155H135ZM145 156V155H144ZM165 156V155H164ZM170 156V155H169ZM181 156V155H180ZM206 156V155H205ZM226 156V155H225ZM243 156V155H242ZM68 157V156H67ZM99 157V156H98ZM97 156H96V158H98ZM106 157H107V155H106ZM111 157V156H110ZM114 157V156H113ZM120 157H122V156H120ZM139 157V156H138ZM154 157V156H153ZM153 157H151V158H153ZM177 157V156H176ZM175 157V158H176ZM213 157H214V155H213ZM227 157V156H226ZM234 157H236V156H234ZM259 157V158H258ZM260 157H262V159L260 158ZM71 158V157H70ZM79 157H77V159H78ZM85 158V157H84ZM86 158V159H87ZM91 158V157H90ZM108 158V157H107ZM118 158V157H117ZM158 157H156V159H157ZM158 158V159H159ZM163 158H165V157H163ZM169 158V157H168ZM167 158V160H169ZM174 158V156L172 157V159ZM230 158H232V157H230ZM242 158V157H241ZM249 158V159H248ZM9 159H11V157H9ZM105 158L103 157L102 158V160H104ZM113 158H111L110 160H112ZM148 159V158H147ZM159 159V160H160ZM172 159H171V161H172ZM210 159H211V157H210ZM218 158H216V160H217ZM221 159V158H220ZM224 159H225V157H224ZM69 160V159H68ZM71 160V159H70ZM74 160V159H73ZM78 160H80V159H78ZM78 160H76V161H78ZM82 160V159H81ZM80 160V161H81ZM89 160H91V159H89ZM101 160V161H102ZM115 160H118V159H115ZM140 160H142L141 158H140ZM166 160V159H165ZM175 159H173V161H174ZM208 160V159H207ZM219 160V159H218ZM229 160V159H228ZM3 161V160H2ZM80 161H78V163L80 162ZM113 161V160H112ZM137 161V160H136ZM149 161V160H148ZM170 160L168 161V162H171ZM224 161H226V159L224 160ZM231 161V160H230ZM234 162H235V160H233ZM238 161V160H237ZM22 162V161H21ZM26 161H23L22 162V164H24ZM68 162V161H67ZM104 162H105V160H104ZM108 162V161H107ZM116 162V161H115ZM114 162V163H115ZM138 162V161H137ZM151 162V161H150ZM163 162H165V161H163ZM207 162H209V164H210V161H207ZM217 162V161H216ZM215 162V163H216ZM261 163V167L260 168H257L256 166H257V163ZM3 163V162H2ZM10 163V164H9ZM17 163V164H16ZM64 163V162H63ZM87 163V162H86ZM90 163V162H89ZM89 163H87L88 165H90ZM103 163V162H102ZM109 163V162H108ZM117 163V162H116ZM141 163V162H140ZM142 163H144V162H142ZM146 163V162H145ZM144 163V164H145ZM154 163H155V161H154ZM177 163V162H176ZM184 162H182L181 164H183ZM185 163H184V165H185ZM222 163V162H221ZM229 163V162H228ZM240 163V162H239ZM66 164V163H65ZM86 164V165H87ZM97 164V163H96ZM98 164H100V163H98ZM105 164V163H104ZM1 165V164H0ZM11 165V166H10ZM31 165V166H32ZM61 165V166H60ZM161 165V164H160ZM183 165V166H184ZM205 165H207V163L205 164ZM217 165H221V164H218V162H217ZM226 166H227V163L225 164ZM234 165V164H233ZM2 166H3V164H2ZM58 166H59V168H58ZM98 166V165H97ZM107 166H108V164H107ZM134 166H135V163H134ZM140 166V165H139ZM145 166V165H144ZM183 166H181V167H183ZM187 166V165H186ZM212 166V165H211ZM215 166V165H214ZM224 166V165H223ZM239 166H241L240 164H239ZM71 167H72V165H71ZM86 167V166H85ZM106 167V166H105ZM114 167V166H113ZM131 167V166H130ZM137 167H138V164H137ZM141 167V166H140ZM140 167H138V168H140ZM208 167H210V166H207L206 168H208ZM213 167V166H212ZM211 167V168H212ZM215 167H217V168H219L218 166H215ZM222 167V166H221ZM225 167V166H224ZM237 167V166H236ZM3 168V167H2ZM58 168V169H57ZM104 168V167H103ZM102 168V169H103ZM108 167H106V169H107ZM186 168V167H185ZM239 168V167H238ZM29 169V170H28ZM74 169V168H73ZM111 169H112V167H111ZM133 169H134V167H133ZM136 169V168H135ZM184 169V168H183ZM240 169H241V167H240ZM21 170V169H20ZM19 170V171H20ZM57 170H59L60 172H58ZM105 170V169H104ZM103 170V171H104ZM109 170V169H108ZM129 170H130V168H129ZM140 170V169H139ZM208 170V169H207ZM218 170V169H217ZM220 170V169H219ZM76 170H72V172H75ZM209 171H211V170H209ZM229 171H231V170H229ZM90 172V171H89ZM105 172V171H104ZM109 172V171H108ZM108 172L106 173V174H108ZM194 172V171H193ZM204 172V171H203ZM215 172H217V171H215ZM101 173H103L102 171H101ZM112 173V172H111ZM139 173H140V171H139ZM190 173V172H189ZM201 173V172H200ZM212 173V172H211ZM230 173V172H229ZM235 173V172H234ZM126 174V173H125ZM181 174V173H180ZM183 174V173H182ZM191 175L192 174H194V173H190ZM203 174V173H202ZM201 174V175H202ZM214 174V173H213ZM4 175V174H3ZM22 175V176H21ZM79 175V174H78ZM103 175V174H102ZM156 175H158V174H156ZM184 175V174H183ZM216 175V174H215ZM6 176V175H5ZM84 175H82V177H83ZM161 176V175H160ZM220 176V175H219ZM218 176V177H219ZM15 177H17V176H15ZM58 177H57V179H58ZM76 177V176H75ZM82 177H80V179L82 178ZM101 177V176H100ZM104 177V176H103ZM102 177V178H103ZM162 177H164V174H163V176ZM168 177V176H167ZM183 177V176H182ZM182 177H180L179 179H181ZM188 177H190V176H188ZM192 178H191V180H193V176H191ZM203 177V176H202ZM205 177V176H204ZM84 178V177H83ZM82 178V179H83ZM105 178H106V176H105ZM165 178V177H164ZM187 178V177H186ZM185 178V179H186ZM98 179H99V176H98ZM158 179H159V177H158ZM173 179V178H172ZM179 179H177V180H179ZM220 179V178H219ZM220 179V180H221ZM67 180V179H66ZM162 180V179H161ZM160 179L158 180V181H161ZM177 180H174V182H175V184H176V181ZM181 180H183V179H181ZM188 180H190V178L188 179ZM187 180V181H188ZM58 181V180H57ZM56 181V182H57ZM153 181V180H152ZM157 181V182H158ZM166 181V180H165ZM213 181V180H212ZM8 182V181H7ZM64 182V181H63ZM87 182V181H86ZM155 182V181H154ZM153 182V183H154ZM163 182V181H162ZM168 182V181H167ZM170 182V181H169ZM174 182H172V183H174ZM186 182V181H185ZM219 182V181H218ZM88 183H90V182H88ZM88 183H86L85 185H87ZM158 183H160V182H158ZM164 183V182H163ZM162 183V184H163ZM171 183V182H170ZM172 183L170 184V185H172ZM178 183V182H177ZM182 183V182H181ZM180 183V184H181ZM221 183V182H220ZM220 183H219V185H220ZM225 183H223V184H225ZM53 184V183H52ZM55 184V183H54ZM61 184V183H60ZM64 184V183H63ZM179 184V183H178ZM184 184V183H183ZM190 184V183H189ZM192 184V183H191ZM206 184H208V182L206 183ZM59 185V184H58ZM85 185H83V186H85ZM143 185V184H142ZM161 185V184H160ZM159 185V186H160ZM165 185V184H164ZM168 184L166 183V186H167ZM182 185V184H181ZM187 185V184H186ZM88 186H90L89 184H88ZM154 186V185H153ZM152 186V187H153ZM157 186H158V184H157ZM163 186V185H162ZM174 186V185H173ZM205 186V187H204ZM215 186V185H214ZM221 186V185H220ZM17 187V188H18ZM60 187V186H59ZM140 187V186H139ZM144 187V186H143ZM170 187V186H169ZM169 187H167V189L169 188ZM176 187V185L174 186V188ZM179 187H181V186H179ZM184 187H185V185H184ZM4 188V187H3ZM16 188V187H15ZM99 188V187H98ZM98 188L96 187L95 189L96 190H98ZM130 188V187H129ZM141 188V187H140ZM150 188V187H149ZM165 188V187H164ZM172 188V187H171ZM174 188H173V190L172 191H177L176 189L174 190ZM186 188H187V186H186ZM258 189V190H256L255 192H256V199L255 198H253L252 197V195H251V191L252 192H254V190L255 189ZM52 189V188H51ZM57 189V188H56ZM152 189H154V190H150L151 192H153V191H155L154 193H155V195L157 194V192L160 190V189H162V188H160V189H157V190H155V186H154V188H152ZM182 189V188H181ZM181 189H180V191L178 190V192H181ZM184 189V188H183ZM191 189V188H190ZM189 189V190H190ZM212 189V188H211ZM136 190V189H135ZM220 190H221V188H220ZM16 191H17V189H16ZM16 191H15V193H14V195L16 194ZM133 191V190H132ZM137 191V190H136ZM135 191V192H136ZM149 191V190H148ZM163 191H164V189H163ZM162 190H161V192H163ZM168 191V190H167ZM186 191V190H185ZM215 191V190H214ZM98 192H99V190H98ZM97 192V193H98ZM183 192V191H182ZM212 192V191H211ZM221 192V191H220ZM133 193V192H132ZM150 193V192H149ZM153 193V194H154ZM158 193H160V192H158ZM165 193V192H164ZM164 193H162V194H164ZM189 193V192H188ZM217 193V192H216ZM250 193V194H249ZM3 194H4V192H3ZM10 194V193H9ZM161 194V195H162ZM177 194H179L180 195V193H177ZM182 194V193H181ZM184 194H187V192H185ZM211 194V193H210ZM219 194H221V193H219ZM252 194H254V193H252ZM17 195H15V196H17ZM93 195V194H92ZM96 195V194H95ZM129 195V194H128ZM168 195V197L170 196L169 194H167ZM167 195H166V197H165V201H163V204H164V202H166V200H167ZM175 195H176V193H175ZM183 195V194H182ZM182 195H180L179 197H180V199L181 198H183L184 196H182ZM10 196V195H9ZM90 196V195H89ZM134 193L132 194V197L131 198H127V196H126V200L124 201V200H122L123 202H121L120 203V201H119V204L121 205H123L124 204V206H123V208H121L120 210H118L117 211V213L114 215V216H112V219L110 220L109 219V221L105 224V225H102V223H101V227L103 228V227H105L106 225H107V228L105 229V230H101V231H103L106 235H107V237H108V243H109V247L111 248V252H112V255H113V257L116 259V261L118 260L119 261V258L121 259V260H124V262L123 263H120V261L118 262L117 261V264H135V262L134 261H131V257L130 256H135L134 254H138V255H141V258L143 257V262H144V257H145V259H146V261H145V263H147V261H149L147 264H158V260H159V258H158V254H157V256L154 258V259H156V261L154 260V259H150V260H148L149 259V255H147L145 252L147 251V252H150L151 253V247H150V245H148V246H146V248H145V250H143V248L142 247H139L138 248V250H133V248H131L129 245H130V243H129V241L130 240H128V238H127V236L125 235V233L127 232V230L128 229H130V227H132V222H131V218H129V216H128V212H129V209L130 208H132V207H136L137 206V204L135 205V201H137V200H135L134 201V204L132 203L133 201L132 200H134ZM146 196V195H145ZM149 196H153V195H149ZM174 196V195H173ZM190 196V195H189ZM218 196V195H217ZM255 196V195H254ZM90 197H92V196H90ZM94 197V196H93ZM98 198L100 197L99 195L97 196ZM96 197V198H97ZM162 197H163V195H162ZM161 197V198H162ZM163 197V198H164ZM175 197H178V196H175ZM175 197H173V199L175 198ZM178 197V198H179ZM192 197V198H193ZM22 198V199H21ZM137 198H139V196L137 197ZM141 198V197H140ZM146 198V197H145ZM150 198V197H149ZM153 198V197H152ZM157 198V197H156ZM158 198H160V197H158ZM157 198V199H158ZM170 198V197H169ZM168 198V199H169ZM172 198V197H171ZM170 198V199H171ZM178 198H176V199H178ZM212 198V197H211ZM218 198V197H217ZM94 199V198H93ZM148 199V198H147ZM154 199V198H153ZM172 199V200H173ZM197 199V200H196ZM227 199H229V198H227ZM227 199H225V200H227ZM90 200V199H89ZM96 200V199H95ZM142 200V199H141ZM146 200V199H145ZM159 200V199H158ZM163 199H161L160 201H162ZM212 200H214V199H212ZM149 201V200H148ZM147 201V202H148ZM187 201V200H186ZM90 202V201H89ZM89 202H87V204H89ZM141 202H143V201H141ZM145 202V201H144ZM183 202V201H182ZM212 202V201H211ZM220 202V201H219ZM251 202H255V203H258V205H251V207L250 208H247V207H245L246 205H249L248 203H251ZM259 202H261V203H259ZM92 203V202H91ZM95 203H98V202H96L95 201ZM150 203H152V202H150ZM149 203V204H150ZM154 203V202H153ZM172 203V201L170 202L169 201V204H171ZM177 203V202H176ZM189 203H190V201H189ZM206 203V202H205ZM213 203V202H212ZM223 203V202H222ZM34 204V205H35ZM81 204V203H80ZM80 204H79V206H80ZM144 205H146V203H143ZM148 204V205H149ZM161 204H162V202H161ZM168 204V201H167V206H169V209H170V211L173 209H171L170 208V205ZM179 204H180V202H179ZM178 204V205H179ZM37 205V204H36ZM82 205V204H81ZM89 205H92V204H89ZM96 205V204H95ZM94 204L92 205V207H94L95 206ZM151 205V204H150ZM150 205H149V207H150ZM165 205V204H164ZM194 205V204H193ZM197 205V204H196ZM196 205H194L195 207L194 208H196ZM77 206V205H76ZM85 206V205H84ZM84 206H82V207H84ZM88 206V205H87ZM118 206V205H117ZM141 206V205H140ZM163 206V205H162ZM161 206V207H162ZM166 206V207H167ZM173 206V205H172ZM171 206V207H172ZM213 206V205H212ZM211 206V207H212ZM243 206L245 207L244 209H243ZM30 207V206H29ZM66 207V206H65ZM74 207V206H73ZM89 207V206H88ZM88 207H86L85 206V208H88ZM119 207V206H118ZM134 207V208H135ZM139 207V206H138ZM137 207V208H138ZM142 207V206H141ZM148 207V208H149ZM153 207V206H152ZM165 207V206H164ZM164 207H162V208H164ZM176 207H177V205H176ZM179 207V206H178ZM185 207V206H184ZM190 207V206H189ZM205 207V208H206ZM249 207V206H248ZM19 208H21V207H19ZM32 208V207H31ZM34 208V207H33ZM38 208V207H37ZM77 208V207H76ZM75 208V209H76ZM85 208H83V209H85ZM116 208V207H115ZM115 208H114V211H115ZM133 208V209H134ZM148 208H146V209H148ZM151 208V207H150ZM153 208H156V206L155 207H153ZM168 208V207H167ZM187 208V207H186ZM223 208V207H222ZM24 209V208H23ZM68 209V208H67ZM80 209V208H79ZM78 209V210H79ZM88 209H91V208H88ZM118 209V208H117ZM143 209V208H142ZM159 209V207H157V210ZM176 209L177 208H175L174 210V212H176ZM202 209V208H201ZM200 209V210H201ZM242 209V210H241ZM82 210V209H81ZM144 210V209H143ZM184 210V209H183ZM187 210V209H186ZM194 210V209H193ZM204 210V209H203ZM206 210V211H207ZM35 211V210H34ZM72 211H74V213H75V210H72ZM83 211V210H82ZM86 211H88V210H86ZM89 211H91V210H89ZM134 211H139V210H136V208H135V210ZM145 211H147V210H145ZM145 211L143 212V214L145 213ZM195 211V210H194ZM193 211V212H194ZM22 212V211H21ZM21 212H19V213H21ZM33 212V211H32ZM80 214H81V212L80 211H78ZM92 212V211H91ZM119 212V213H118ZM140 212H142V210L140 211ZM139 212V213H140ZM153 212V210L151 211V213ZM169 211H167V210H165V209H161L158 213H154L153 212V217H156L157 218V220H159L160 222H163V224H164V226H166V229H165V231L168 229V230H170L171 231V233H172V231H174V234H175V237L171 234L170 235V241L173 243V249H174V251H176L175 250V247H177V248H186V245H184L187 241H188V236H190V239L189 240H191L192 239V235L194 234L193 233V231L192 232H188V233H185V234H183V233H181L180 234V230H181V228L179 227L180 225H179V222H177V220H175L173 217H172V215H170L169 213H168ZM173 212V211H172ZM189 212V214H194V213H196L197 212V210L194 212V213H190V211H188ZM201 212H202V210H201ZM204 212V211H203ZM83 213V212H82ZM108 214V211L106 210V212H105V214ZM136 213V212H135ZM184 213H185V210L183 211V215H184ZM186 213H187V211H186ZM79 214V215H80ZM84 214V213H83ZM111 214H114L113 212H111ZM129 214H131V213H129ZM136 214H138V212L136 213ZM173 214V213H172ZM182 214V213H181ZM197 214V213H196ZM195 214V215H196ZM200 213H198V215H199ZM203 214V213H202ZM19 215V214H18ZM20 215H22V214H20ZM78 215V214H77ZM88 215H90V214H88ZM88 215H87V217H88ZM177 215V214H176ZM187 215V214H186ZM243 215V216H242ZM264 215V214H263ZM23 216V215H22ZM109 216V215H108ZM133 216V215H132ZM146 216V215H145ZM144 216V217H145ZM178 216V215H177ZM176 216V217H177ZM84 217V216H83ZM86 217V218H87ZM140 217V216H139ZM149 217V216H148ZM152 217V218H153ZM179 217H182V216H179ZM185 217V216H184ZM184 217H183V219H184ZM193 217H194V215H193ZM198 216H196V218H197ZM89 218V217H88ZM108 218H110V217H108ZM107 217H106V219H108ZM149 218H151V217H149ZM186 218H188V217H186ZM189 218H191L192 219V217H189ZM202 218V217H201ZM256 218V219H257ZM190 219V220H191ZM260 219L261 220H264V216L262 217V215H261V217H260ZM83 220H85V219H83ZM151 220V219H150ZM187 220V219H186ZM190 220H187V222H189L188 224H190L191 225V223H190ZM192 220H194V219H192ZM197 220V219H196ZM199 220V219H198ZM245 220V219H244ZM243 220V221H244ZM247 220V219H246ZM250 220V219H249ZM135 221V220H134ZM136 221H137V219H136ZM143 221V220H142ZM153 221V220H152ZM202 221H204V218H203V220ZM258 221V220H257ZM257 221H255V223H257ZM140 222V221H139ZM138 222V223H139ZM151 222V221H150ZM157 222V221H156ZM194 223H196L195 221H193ZM205 222V221H204ZM203 222V223H204ZM245 222V221H244ZM244 222H243V224H244ZM247 222H248V220H247ZM194 223H193V225H194ZM202 223V222H201ZM200 223V224H201ZM252 223V222H251ZM140 224V223H139ZM143 224V223H142ZM142 224H140L139 226H141ZM241 224H242V222H241ZM257 224H260V223H257ZM137 225V224H136ZM135 225V226H136ZM145 225V224H144ZM185 225V224H184ZM183 225V226H184ZM215 225V224H214ZM256 225V224H255ZM168 226V227H167ZM241 226V225H240ZM243 226V225H242ZM257 226V225H256ZM256 226H254V228H258V226L256 227ZM173 227V228H172ZM176 227V228H175ZM202 227H204V229H205V226H202ZM237 227V226H236ZM143 228V227H142ZM196 228H197V226H196ZM240 228V227H239ZM133 229V228H132ZM134 229H137L136 227L134 228ZM173 229V230H172ZM195 229V228H194ZM240 229H242V228H240ZM150 230V229H149ZM152 230H153V228H152ZM199 230V229H198ZM238 231H239V229H238ZM131 232V231H130ZM129 232V234H132V233H130ZM198 232H200V233H202V232H204V231H198ZM143 233V232H142ZM179 233V235H177ZM212 233V234H211ZM138 234V233H137ZM152 234V233H151ZM166 234H167V232H166ZM187 234H188V236H187ZM258 234H260V235H258ZM143 235V234H142ZM200 235V234H199ZM149 236V235H148ZM167 236H169L168 234H167ZM197 236V237H196ZM195 237L196 238H198V234L196 235ZM234 237V236H233ZM250 237V238H249ZM4 237H0V248H3L1 245L3 244V246H5V252H7L8 253V251L11 249V248H9L10 247V243H9V241L8 240H10V238L11 237H5L4 238V240H2ZM141 238V237H140ZM144 238H147L146 240H148V238L149 237H144ZM153 238V237H152ZM210 238H213V236L211 237L210 236ZM231 238V237H230ZM239 238H243V241H238L239 240ZM154 239V238H153ZM231 239H233V238H231ZM249 239H251V241L249 242L248 240ZM142 240H144V239H142ZM213 240V239H212ZM3 241V242H2ZM192 241H194V240H192ZM195 241H197V239H195ZM217 241V240H216ZM140 242H142V241H140ZM171 242H170V244H171ZM189 242V241H188ZM14 243V242H13ZM16 244H18L17 242H15ZM208 243H211V242H208ZM11 244H12V242H11ZM15 244V245H16ZM140 244V243H139ZM169 244V245H170ZM196 244V243H195ZM188 245V244H187ZM193 245V244H192ZM12 246H13V244H12ZM161 245H159L158 247H160ZM194 246V245H193ZM168 247H171V246H168ZM254 247H256V249L254 248ZM18 247L16 246V248H14V249H17ZM136 247H134V249H135ZM161 248V247H160ZM188 248H190V246L188 247ZM8 249V250H7ZM21 249V248H20ZM159 249V248H158ZM173 249L171 250V251H173ZM197 249V248H196ZM26 250H29V248L28 249H26ZM31 250V249H30ZM170 249H168V251H169ZM183 250V249H182ZM16 251H18V250H16ZM15 251V252H16ZM20 251V250H19ZM194 251V250H193ZM36 252V251H35ZM180 252V251H179ZM27 253V252H26ZM41 253V252H40ZM162 253V252H161ZM175 253V252H174ZM9 254V253H8ZM29 253H27V255H28ZM31 254V253H30ZM29 254V255H30ZM172 254V253H171ZM183 254V253H182ZM185 254H187V253H185ZM39 255V253L37 254V255H34L33 253H32V256L31 257H29L28 259H26V261L24 262H20V261H18V260H15V258H16V256L14 257L13 255H12V257H7L6 255L4 256L5 258H7V259H10L11 261H9L10 262V264L11 263H13V264H44V260H43V254H41L40 255V257L38 256ZM147 255V256H146ZM176 255V254H175ZM181 255V254H180ZM205 255H207V254H205ZM191 256V255H190ZM2 257V256H1ZM0 257V258H1ZM27 257V256H26ZM130 257V258H129ZM5 258H4V260H5ZM138 258H140L139 256H138ZM137 258V259H138ZM171 259H170V264H182V263H178V261H176V258L175 257H173L172 258V255H171V257H170ZM181 259H182V257H181ZM1 261V260H0ZM165 261H168V260H166L165 259ZM6 262H8L7 260H6ZM157 262V263H156ZM141 263V262H140ZM144 263V264H145ZM165 263V262H164ZM167 263V262H166ZM165 263V264H166ZM0 264H2V262H0Z\"/></svg>", "mask_w": 264, "mask_h": 264}, {"label": "clouds", "instance_id": "9594fccd", "mask_svg": "<svg viewBox=\"0 0 264 264\" xmlns=\"http://www.w3.org/2000/svg\"><path fill=\"white\" fill-rule=\"evenodd\" d=\"M110 7L122 8L124 0H108ZM187 29L195 32L197 27L208 31L211 28L205 19H190L179 12ZM82 35L69 36V30L56 24L51 27L48 42L59 44L57 58L63 62L68 79L91 81L96 73L108 72L118 59L130 65L141 63L138 47L126 40L113 43L108 33L98 24L82 16L77 27ZM180 78L165 92L161 104L175 106L178 122L204 132L211 131L212 121L218 117L209 96L196 84L185 83ZM77 190L66 182L57 192L53 190L16 230L17 243L22 248L32 247L43 254L44 264H117L109 247L107 235L98 228L99 218L84 221L64 207L79 203L78 195H69ZM22 250V249H21Z\"/></svg>", "mask_w": 264, "mask_h": 264}]
</instances>
